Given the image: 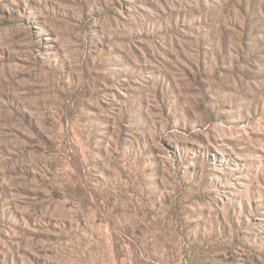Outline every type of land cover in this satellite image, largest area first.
I'll use <instances>...</instances> for the list:
<instances>
[{
	"label": "rangeland",
	"instance_id": "obj_1",
	"mask_svg": "<svg viewBox=\"0 0 264 264\" xmlns=\"http://www.w3.org/2000/svg\"><path fill=\"white\" fill-rule=\"evenodd\" d=\"M0 264H264V0H0Z\"/></svg>",
	"mask_w": 264,
	"mask_h": 264
}]
</instances>
